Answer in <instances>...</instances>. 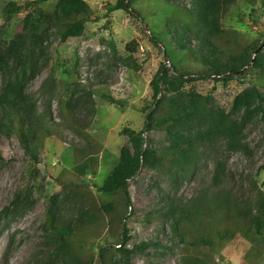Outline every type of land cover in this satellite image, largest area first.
Segmentation results:
<instances>
[{"label":"rangeland","instance_id":"1","mask_svg":"<svg viewBox=\"0 0 264 264\" xmlns=\"http://www.w3.org/2000/svg\"><path fill=\"white\" fill-rule=\"evenodd\" d=\"M85 1L93 18L84 36L61 42L50 35L46 43L47 63L34 79H29V74L24 78L40 111L48 114L52 130V136L39 151L38 162L25 154L15 135L7 137L0 132V264H41L47 252L43 239L46 215L54 198L65 221L77 218L74 202L78 194L99 200L98 188L118 161L121 149L129 146L128 137L121 131L126 127L139 131L144 126L143 108L152 101L151 82L166 63L163 44L171 42L172 34H165L166 27L179 26H167V22L183 16L166 0H138L133 4L134 12H110V7L120 0ZM9 2L28 7L6 23L7 42L21 31L29 13L51 6L39 0H0V24L4 22L2 8ZM238 4L251 18L244 22L229 20L226 28L262 44L264 52V8L258 5L252 12L244 0ZM154 34L159 40L155 41ZM132 41L138 47V69L126 63L130 55L127 44ZM168 68L171 70L170 64ZM259 75L257 71L247 72L229 83L196 80L192 87L209 98L211 109L224 110L236 122L242 112L233 109L234 100ZM16 77H22L21 70L1 74L0 92L9 79ZM256 83L264 93V85ZM103 94L121 104L109 102ZM67 97L76 104L73 118L77 123L73 126L61 103ZM245 132L253 152L250 157L240 151H227L218 142L212 150L202 151L197 165L188 173L175 176L169 169H144L129 181L133 214L127 220L131 237L127 246L154 244L135 254L132 264H187V250L172 241L170 221L160 215H166L171 199L185 203L213 188L217 163L225 167L222 188L229 189L234 197L245 202L258 189L264 191V170L258 172L264 164V122L254 117ZM147 137L148 143L158 148L168 143L167 135L161 131ZM87 157L97 159L96 175L75 171ZM120 231L118 225L110 231L88 227L84 229L82 246L96 254L100 246L116 243ZM243 263L240 252L235 250L219 264Z\"/></svg>","mask_w":264,"mask_h":264},{"label":"trees","instance_id":"2","mask_svg":"<svg viewBox=\"0 0 264 264\" xmlns=\"http://www.w3.org/2000/svg\"><path fill=\"white\" fill-rule=\"evenodd\" d=\"M138 0H120L110 12H134ZM189 1L190 5H186ZM241 0H166L167 5L181 11L182 17L168 20L179 25L166 27L171 42L164 41L166 63L151 82L152 101L143 108L145 123L142 130L126 127L121 131L128 137L129 146L121 149L120 157L104 183L98 188L99 200L83 193L74 202L76 219L64 220L58 211L57 198L52 200L46 215L43 233L47 252L41 264H132L135 254L152 247L151 242L129 248L131 240L127 220L133 214L129 181L141 170L169 169L173 175L188 173L197 165L203 150H212L222 142L227 151H240L247 156L253 152L247 143L246 126L254 118L264 122V93L257 81L264 85L263 45L251 42L244 34L226 28V22L244 20L246 14L239 7ZM252 12L264 0H244ZM50 7L29 13L20 32L10 41L4 40L6 23L12 16L28 7L9 2L2 8L4 22L0 24V75L21 70L22 77L9 79L0 92V132L15 135L33 161L46 140L52 136L48 114L40 111L37 101L25 86L24 78L34 79L47 63L50 35L61 42L84 36L93 12L85 0H39ZM174 31V32H173ZM172 32V33H171ZM155 41L159 38L154 34ZM130 52L126 63L140 68L138 47L127 44ZM171 65V70L168 68ZM257 71L260 75L234 100L233 109L242 112L236 122L224 110L209 107V98L192 87L196 80L229 83L234 77ZM109 102L120 105L108 94ZM63 112L71 126L76 107L70 98L62 99ZM164 132L168 143L162 148L148 143V135ZM97 159L87 157L75 171L96 175ZM264 170V164L258 172ZM225 167L217 163L215 184L210 190L187 202L171 199L166 210L170 221L171 238L187 250V264H219L235 250L243 264H264V191L243 202L229 189L222 188ZM130 214V215H129ZM120 226L116 243L100 246L98 252L86 251L82 244L84 229L93 227L112 230Z\"/></svg>","mask_w":264,"mask_h":264}]
</instances>
